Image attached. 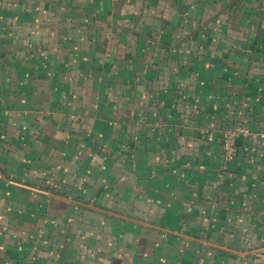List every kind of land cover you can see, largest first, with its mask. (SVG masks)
<instances>
[{
    "label": "crops",
    "instance_id": "crops-1",
    "mask_svg": "<svg viewBox=\"0 0 264 264\" xmlns=\"http://www.w3.org/2000/svg\"><path fill=\"white\" fill-rule=\"evenodd\" d=\"M263 117L264 0H0V264H264Z\"/></svg>",
    "mask_w": 264,
    "mask_h": 264
},
{
    "label": "built area",
    "instance_id": "built-area-1",
    "mask_svg": "<svg viewBox=\"0 0 264 264\" xmlns=\"http://www.w3.org/2000/svg\"><path fill=\"white\" fill-rule=\"evenodd\" d=\"M251 134L250 129L245 125H233L226 128L222 133V145L225 154L231 157L236 152L237 141L241 137H245ZM261 136L264 138V117H263V129L261 131Z\"/></svg>",
    "mask_w": 264,
    "mask_h": 264
}]
</instances>
